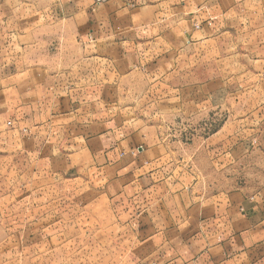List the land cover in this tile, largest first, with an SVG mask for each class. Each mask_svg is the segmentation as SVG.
Wrapping results in <instances>:
<instances>
[{"label": "crops", "instance_id": "0c3cea01", "mask_svg": "<svg viewBox=\"0 0 264 264\" xmlns=\"http://www.w3.org/2000/svg\"><path fill=\"white\" fill-rule=\"evenodd\" d=\"M262 103L264 0H0V220L59 178L54 234L112 264H264Z\"/></svg>", "mask_w": 264, "mask_h": 264}, {"label": "rangeland", "instance_id": "374dc122", "mask_svg": "<svg viewBox=\"0 0 264 264\" xmlns=\"http://www.w3.org/2000/svg\"><path fill=\"white\" fill-rule=\"evenodd\" d=\"M254 39L259 40L263 34L253 29ZM250 66L251 61L244 59L239 61V64ZM254 68V66H253ZM264 103H262V107ZM255 109V110H259ZM213 116V115H211ZM219 122H224L228 115L225 111L221 110L216 118ZM261 117V118H260ZM260 120L254 125L253 142L249 153L238 161L235 168L230 171V175L236 178L237 184L251 187L255 189L264 184V108L259 110ZM206 133L210 132L206 128ZM59 183L60 188H53V183ZM59 178H52V181L46 182L43 189H39L41 193L39 196L45 198V215L38 216L35 213V203H31L27 208L26 213H14L12 219L0 220V264H109L116 261V251L109 248L108 253H105V258L102 253L101 243L86 246L91 239L101 241L102 237H85L84 232L81 231L80 235L71 236L69 238L59 237L54 234L52 206L51 201L55 196L65 197L76 195V191L67 190V184ZM70 185V184H69ZM30 199L35 198L37 190H29ZM34 208V209H33ZM21 211L20 206L17 207ZM26 206L24 207V210ZM26 211V210H25ZM8 218V217H7ZM78 225V224H77ZM59 226L57 224V231ZM70 231V233H72ZM114 240L110 247H114L116 243ZM87 243V244H86ZM10 249L12 251H10ZM6 250V251H4ZM106 251V249H105Z\"/></svg>", "mask_w": 264, "mask_h": 264}]
</instances>
